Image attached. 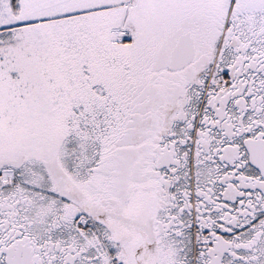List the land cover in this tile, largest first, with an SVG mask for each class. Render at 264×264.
<instances>
[{
    "label": "snow or ice",
    "instance_id": "1",
    "mask_svg": "<svg viewBox=\"0 0 264 264\" xmlns=\"http://www.w3.org/2000/svg\"><path fill=\"white\" fill-rule=\"evenodd\" d=\"M0 264H264V0H0Z\"/></svg>",
    "mask_w": 264,
    "mask_h": 264
}]
</instances>
